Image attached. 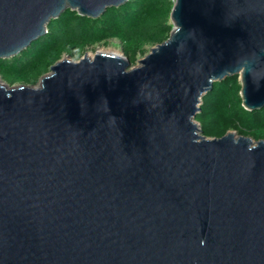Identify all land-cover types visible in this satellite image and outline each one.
Masks as SVG:
<instances>
[{"label":"water","instance_id":"water-1","mask_svg":"<svg viewBox=\"0 0 264 264\" xmlns=\"http://www.w3.org/2000/svg\"><path fill=\"white\" fill-rule=\"evenodd\" d=\"M125 2L0 0V58ZM170 21L136 66L97 49L0 76V264H264V139L196 121L227 76L264 106V0H173Z\"/></svg>","mask_w":264,"mask_h":264},{"label":"trees","instance_id":"trees-1","mask_svg":"<svg viewBox=\"0 0 264 264\" xmlns=\"http://www.w3.org/2000/svg\"><path fill=\"white\" fill-rule=\"evenodd\" d=\"M173 0H126L108 7L98 17L80 15L67 9L52 18L47 32L20 54L0 58V76L9 84L37 85L42 75L67 54L79 59L87 48L119 39L134 65L149 47L166 40L172 29ZM239 76L215 81L202 99L196 115L203 133L221 137L228 130L264 139V106L248 110L242 105Z\"/></svg>","mask_w":264,"mask_h":264},{"label":"rangeland","instance_id":"rangeland-1","mask_svg":"<svg viewBox=\"0 0 264 264\" xmlns=\"http://www.w3.org/2000/svg\"><path fill=\"white\" fill-rule=\"evenodd\" d=\"M171 22V21H170ZM102 47H105V48H118L119 50H121V51H124V48H123V44H122V42L119 40V39H117V38H111V39H109V41H108V43L107 44H98V45H96V46H92V47H89V48H87L86 49V51L85 52H87L88 53V55L89 56H93L94 55V53H95V51L97 50V49H100V48H102ZM151 47V46H150ZM149 47V48H150ZM84 52V53H85ZM65 56H68V57H70L69 55H67V54H65ZM143 56H141L140 58H142ZM139 58V59H140ZM138 59V60H139ZM78 60V59H77ZM136 65H138V61L133 65V66H136ZM18 84H20V83H15V85H18Z\"/></svg>","mask_w":264,"mask_h":264},{"label":"bare ground","instance_id":"bare-ground-1","mask_svg":"<svg viewBox=\"0 0 264 264\" xmlns=\"http://www.w3.org/2000/svg\"><path fill=\"white\" fill-rule=\"evenodd\" d=\"M99 51H102V52H108V51H112V52H116V53H122L123 51L119 50L118 48H105V47H102L99 49Z\"/></svg>","mask_w":264,"mask_h":264}]
</instances>
